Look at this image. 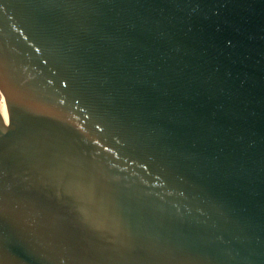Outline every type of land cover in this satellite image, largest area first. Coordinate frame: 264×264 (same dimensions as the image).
<instances>
[{"label":"water","instance_id":"95a60500","mask_svg":"<svg viewBox=\"0 0 264 264\" xmlns=\"http://www.w3.org/2000/svg\"><path fill=\"white\" fill-rule=\"evenodd\" d=\"M0 264H264V0H0Z\"/></svg>","mask_w":264,"mask_h":264}]
</instances>
